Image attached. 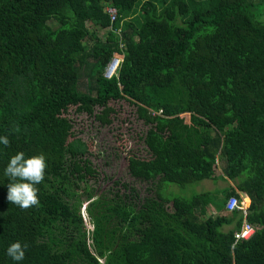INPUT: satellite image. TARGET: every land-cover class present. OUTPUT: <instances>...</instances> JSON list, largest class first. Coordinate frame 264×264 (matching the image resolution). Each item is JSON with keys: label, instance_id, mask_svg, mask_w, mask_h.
<instances>
[{"label": "trees", "instance_id": "obj_1", "mask_svg": "<svg viewBox=\"0 0 264 264\" xmlns=\"http://www.w3.org/2000/svg\"><path fill=\"white\" fill-rule=\"evenodd\" d=\"M112 101L128 102L145 126L146 155H126L143 195L120 179L90 182L96 168L66 114L108 125ZM5 135L0 264H17L6 254L17 240L29 245L18 264H264V0H0ZM17 152L45 157L39 203L27 209L7 200ZM218 164L222 189L161 193L166 182L216 179ZM231 195L248 203L245 217L225 209ZM244 218L255 231L236 241Z\"/></svg>", "mask_w": 264, "mask_h": 264}, {"label": "rangeland", "instance_id": "obj_2", "mask_svg": "<svg viewBox=\"0 0 264 264\" xmlns=\"http://www.w3.org/2000/svg\"><path fill=\"white\" fill-rule=\"evenodd\" d=\"M254 8L255 11L262 10L263 6H255ZM50 24L53 27L56 26L54 22ZM87 24L89 29L94 30L101 38L106 35L109 29L94 26L90 22ZM110 104L114 107L115 113L110 116L111 123L108 125H100L99 120L86 113H79L74 107L69 108L66 112L72 121L74 135L80 137L86 143L87 157L92 166L96 168L98 180L96 182L90 180V182L104 189L110 185L114 186L113 181L120 179L134 184L140 195H143L146 193V184L135 181L128 174L126 155L128 151L138 153L141 156L146 155L144 144L138 138L145 131V126L137 120L134 108L128 102L112 101ZM96 111L98 112L99 109L97 108ZM220 173L221 170L218 164L215 167L216 179H203L185 185L166 182L163 184L161 193L165 197H189L194 193L220 190L228 184L218 176ZM105 175L111 176L112 179L105 180ZM212 211L213 214L223 213L222 211ZM82 213L85 217L86 227L91 229L92 225L88 223L84 209H82Z\"/></svg>", "mask_w": 264, "mask_h": 264}, {"label": "clouds", "instance_id": "obj_3", "mask_svg": "<svg viewBox=\"0 0 264 264\" xmlns=\"http://www.w3.org/2000/svg\"><path fill=\"white\" fill-rule=\"evenodd\" d=\"M0 144L7 147L10 144L8 137L0 136ZM46 164L44 155H33L25 158L23 152H17L12 156L5 168V175L10 178L7 185V200L27 209L39 203L36 185L44 180ZM29 245L17 240L9 244L6 254L13 261H22Z\"/></svg>", "mask_w": 264, "mask_h": 264}, {"label": "built area", "instance_id": "obj_4", "mask_svg": "<svg viewBox=\"0 0 264 264\" xmlns=\"http://www.w3.org/2000/svg\"><path fill=\"white\" fill-rule=\"evenodd\" d=\"M105 11L108 14L110 21L113 22L116 19L117 16V9L114 6L107 5L105 6ZM120 57L115 55L111 58L110 62L105 68L104 76L106 78H110L113 74L116 73V69L119 65ZM161 113V110L158 111V114ZM152 115L155 114V112L151 113ZM248 203L245 200L239 201L238 197L235 195H231L225 204V209L227 212H231L235 209H241L243 210L244 217L246 216V210L245 207ZM255 231V227L251 225L245 218L243 219L242 225L239 230H236L234 232V238L235 240H242V239H248L250 238Z\"/></svg>", "mask_w": 264, "mask_h": 264}, {"label": "crops", "instance_id": "obj_5", "mask_svg": "<svg viewBox=\"0 0 264 264\" xmlns=\"http://www.w3.org/2000/svg\"><path fill=\"white\" fill-rule=\"evenodd\" d=\"M231 183V182H230Z\"/></svg>", "mask_w": 264, "mask_h": 264}]
</instances>
